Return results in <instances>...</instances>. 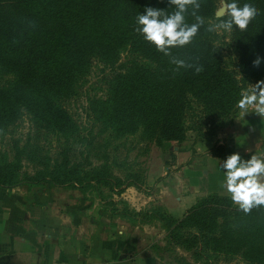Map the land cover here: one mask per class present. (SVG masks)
Listing matches in <instances>:
<instances>
[{"label":"trees","instance_id":"1","mask_svg":"<svg viewBox=\"0 0 264 264\" xmlns=\"http://www.w3.org/2000/svg\"><path fill=\"white\" fill-rule=\"evenodd\" d=\"M200 2L205 26L192 44L165 56L136 31V17L146 7L171 12L168 0H0V73L11 76L0 87V132L26 112L63 139L61 175L52 177L54 185L120 186L105 164L81 175L82 165L69 160L73 145L92 141L64 104L78 94L94 62L118 68L106 96L88 105L91 117L115 136L141 134L164 147L185 141L189 132L210 138L230 126L242 93L264 81V0H252L260 15L247 30L228 33V41L208 31L214 0ZM187 19L194 22L191 15ZM123 54L127 61L121 64ZM173 59L202 70L178 67ZM15 178L0 172V186H15ZM128 216L142 225L160 222L166 248L190 253L196 263L264 264V206L244 213L230 197L211 194L179 219L160 206Z\"/></svg>","mask_w":264,"mask_h":264},{"label":"rangeland","instance_id":"2","mask_svg":"<svg viewBox=\"0 0 264 264\" xmlns=\"http://www.w3.org/2000/svg\"><path fill=\"white\" fill-rule=\"evenodd\" d=\"M214 3L217 8L219 0H214ZM214 23H217L215 15L214 19L209 21V26ZM214 32L219 36L218 41L224 36L228 41V33ZM223 53L229 54L226 50H223ZM121 61V64L127 61L125 54L122 55ZM117 69L94 62L81 83L78 94L66 102L64 108L84 135L90 133L88 136L92 141L90 146L85 145L88 154L84 153V145H73L75 152L69 157L70 163L82 165L81 175L86 170L105 164L111 174L123 183L120 186L109 183L106 186L93 187L91 185L95 183L91 182L90 186L85 188L76 184L64 187L54 185L51 182L52 177L61 175L59 153L63 139L41 128L25 112L16 123L0 132V172L12 173L16 177L12 180L16 183L15 186H0V190L16 191L24 199L48 194L52 199L61 201V215H64L66 210L75 213L79 222H82L81 233H109L112 235L113 246L127 243L135 251L150 249L162 264H203L194 262L190 253L168 250L164 242L165 231L160 222L142 225L139 222L133 223L128 215L131 211L142 213L150 212L153 207H163L158 196L172 194L170 188L173 189L179 182L185 183L186 177L191 185L199 187L215 186L222 182V176L210 175L204 178L193 173V168L198 163H203L204 159V155L197 156L196 149L202 151L203 143L217 142L223 136L224 129L232 124L217 130L210 138L189 132L185 141L164 147H158L141 134L115 136L91 117L88 105L91 100L106 96L108 85ZM10 80L11 76L0 73V87H6ZM200 133L206 134L207 130ZM215 149V156L221 159L234 153L226 147L215 146ZM187 188L192 187L188 185ZM157 245L160 247L158 251L153 248ZM213 264L244 263L236 259L229 263L219 260Z\"/></svg>","mask_w":264,"mask_h":264},{"label":"crops","instance_id":"3","mask_svg":"<svg viewBox=\"0 0 264 264\" xmlns=\"http://www.w3.org/2000/svg\"><path fill=\"white\" fill-rule=\"evenodd\" d=\"M220 138L203 143L202 151L196 149L197 156L204 155V159L193 173L204 178L222 176V182L193 186L185 175L187 181L173 186L174 191L170 188L172 194L158 196L174 218H181L202 197H230L220 170L223 159L215 156V146L230 148L246 159L264 156V117L254 110L244 114L239 110L232 126L225 128ZM64 212L61 215V201L48 194L24 199L16 191L0 190V264H162L150 249L135 251L127 243L113 246L109 233H81L82 222L75 213Z\"/></svg>","mask_w":264,"mask_h":264},{"label":"clouds","instance_id":"4","mask_svg":"<svg viewBox=\"0 0 264 264\" xmlns=\"http://www.w3.org/2000/svg\"><path fill=\"white\" fill-rule=\"evenodd\" d=\"M168 4L173 8L171 12L146 7L136 17V31L144 41L165 56L170 55L173 48L192 44L205 26V17L198 14L200 0H168ZM189 15L194 17V22H188ZM214 15L218 22L212 24L208 31L231 33L234 30H247L260 15V10L252 0H219ZM172 63L178 67H195L196 72L202 70L199 66L186 64L183 59H173ZM260 63L259 58L254 61L255 66ZM237 106L241 114L254 110L257 115L264 117V81L245 90ZM220 170L224 174L226 191L240 210L248 213L254 207L264 206V156L251 155L246 159L239 153H232L220 161Z\"/></svg>","mask_w":264,"mask_h":264}]
</instances>
